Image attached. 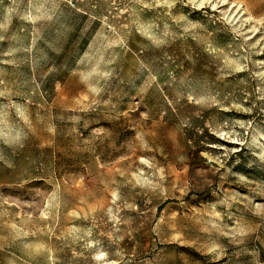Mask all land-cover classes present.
<instances>
[{
    "label": "rangeland",
    "instance_id": "1",
    "mask_svg": "<svg viewBox=\"0 0 264 264\" xmlns=\"http://www.w3.org/2000/svg\"><path fill=\"white\" fill-rule=\"evenodd\" d=\"M0 264H264V0H0Z\"/></svg>",
    "mask_w": 264,
    "mask_h": 264
}]
</instances>
